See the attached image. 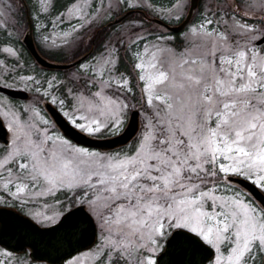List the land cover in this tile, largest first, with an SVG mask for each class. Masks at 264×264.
Wrapping results in <instances>:
<instances>
[{
    "label": "snow or ice",
    "instance_id": "1",
    "mask_svg": "<svg viewBox=\"0 0 264 264\" xmlns=\"http://www.w3.org/2000/svg\"><path fill=\"white\" fill-rule=\"evenodd\" d=\"M196 8L74 0L53 25L71 31L38 25L45 49L115 32L62 79L24 72L0 0V264H264V0Z\"/></svg>",
    "mask_w": 264,
    "mask_h": 264
},
{
    "label": "rangeland",
    "instance_id": "2",
    "mask_svg": "<svg viewBox=\"0 0 264 264\" xmlns=\"http://www.w3.org/2000/svg\"><path fill=\"white\" fill-rule=\"evenodd\" d=\"M6 3L10 2L13 4L14 8L16 9V11H14L12 13V17L13 19L9 20L8 22V26H7V32H13V31H17L19 33H21V39H23V34L28 32V25H27V19L26 17H24L23 14H25L24 12V8H20L21 6V2H19V0H5ZM54 0H48L49 3V9L48 12H44L41 8V0H29V13H30V17L31 19L33 18V29H34V40H36L40 46V49L43 50L44 52H55L56 50H47L45 49L40 43H39V39H38V32H39V27L38 25L40 24H46L48 25V32L52 33V32H56V33H60L62 30L63 31H71V27L67 24V23H63L60 24L59 27H53V25L59 20V17L61 16V14H67V9L70 8L74 1H72L71 3H69L68 5H66V7L64 8V10L60 11V12H54L52 14V5H53ZM95 2L97 4H99V0H95ZM155 5L157 8H159L161 5L167 7L170 6V4L172 2H174V0H161V1H154ZM200 7L201 4L203 3V0H200ZM27 5V6H28ZM23 6V5H22ZM200 7L198 6L193 13V20L190 21L194 22L195 18L197 17L198 13H199V9ZM137 16H141V14H129L127 16V19L124 20L123 22L126 24L128 22V20H131ZM155 18V17H153ZM145 20L147 21V17H145ZM4 20L2 17H0V24H3ZM73 24H75V26L77 28H79V24L73 20L72 21ZM173 25V24H170ZM149 27L153 28V29H157L159 31H164V28L162 25H159L158 23H155L154 21L149 25ZM186 27L184 29H182V31H185ZM107 32V38L110 35H113L115 30L111 27L108 28ZM6 34V32L2 29H0V35L1 34ZM93 33L88 32V33H82L84 39L83 41H77L75 44H73L70 48H65L64 51H62V53L60 54H55V55H49L46 54L44 57H46L48 60L54 62V63H63L66 64L68 62L71 61H75L77 60L78 57L83 56L85 54L88 53L87 58H91L92 56L98 55L100 51H102V48L100 49H96L94 47H87L86 48V44L88 42V37L90 35H92ZM173 35V34H172ZM4 38V40L2 39ZM2 38L0 39L1 42L0 44V70H3L4 66L7 65L8 69H11L12 65H11V61L13 58L8 57L6 53L2 52V49L6 46H8L7 41H8V37L7 34L6 36H2ZM106 38V39H107ZM59 43V41H58ZM177 43H179V40L177 41ZM17 48H20L22 50L23 53V61L27 62V66L24 69L25 73H31V66L35 67V70L37 72H41L43 71V73H46L48 75H59L62 79L65 78L66 76L70 75L73 71H75L74 66L73 67H69L67 69H47V68H42L40 67L35 61L31 60L30 55L28 53V51L25 50L24 45L23 44H16ZM83 51V52H81ZM81 52V53H79ZM127 67V65H126ZM123 70V68H121ZM19 101V100H18ZM43 112L42 115H46L48 116V114H46L45 112V108L44 105H41Z\"/></svg>",
    "mask_w": 264,
    "mask_h": 264
},
{
    "label": "water",
    "instance_id": "3",
    "mask_svg": "<svg viewBox=\"0 0 264 264\" xmlns=\"http://www.w3.org/2000/svg\"><path fill=\"white\" fill-rule=\"evenodd\" d=\"M199 1L200 0H197V7L199 4ZM23 3H24V8H26V19H27V23H28V32L27 33L29 34V38L27 40H24L23 43H24L27 51H29L30 54L32 55L33 59H35V61H37L44 68L47 67L50 69H56V68L57 69H67L69 67L74 66V62L63 64V63H57V62L54 63V62L48 61L46 58H44L40 54V52L36 48L35 41L33 40L32 19H30V17H29L28 8H27L24 0H23ZM194 10H193V13H194ZM124 15L128 16L129 14L126 13ZM152 21H154L155 23H158L160 25H163V21L157 20L156 18H152ZM173 27H175V25H169V31H171L173 29ZM182 29H181V31H182ZM172 32L177 33L179 31H171V33ZM86 56L87 55H83V56L77 58V60L75 62H78L81 58H85ZM7 91L8 90H5V92H7ZM14 97L22 99V94L16 93V94H14ZM44 107H45L46 112L52 116L51 106L45 105ZM53 118H55V117H53ZM135 131H136L135 128L129 129L128 133L125 136L119 138L118 142L115 144H111L110 142H107V141H93L90 145H87V146H93V147L103 146L105 149H109V150L113 149L115 147L124 146V144L128 143L132 139L133 135L135 134ZM2 133H3L2 130H0V138H1Z\"/></svg>",
    "mask_w": 264,
    "mask_h": 264
},
{
    "label": "trees",
    "instance_id": "4",
    "mask_svg": "<svg viewBox=\"0 0 264 264\" xmlns=\"http://www.w3.org/2000/svg\"><path fill=\"white\" fill-rule=\"evenodd\" d=\"M26 1V3L27 4H29V0H25ZM72 1H74V0H54V2H53V5H52V14L54 13V12H60V11H62V10H64V8L66 7V5H68L69 3H71ZM154 1H161V0H154ZM19 2H21L20 0H19ZM201 3V2H200ZM200 3H199V7H200ZM28 7H30L29 5H28ZM20 8H23V6H22V3H21V6H20ZM24 10V12H25V9H23ZM24 15V17H25V14H23ZM106 31H108V28L107 29H105L103 32H100L99 34H96V38H95V40H93L91 43H89V40H88V42H87V44H86V48L87 47H94V48H96L97 50L98 49H100L101 48V42L103 41V40H105L106 38H107V32ZM171 34H173V35H175V36H180V33H171ZM2 36H6V34L4 33V34H1L0 35V39L2 38ZM3 40H4V38H2ZM1 42H4V41H1L0 40V44H1ZM36 45H37V49L45 56L46 54H49V55H55V54H60V53H62L61 51H59V50H56L55 52H51V53H49V52H44L43 50H41L40 49V46H39V44H38V42L36 41ZM81 52H83V51H81ZM81 52H79V53H81ZM30 55V54H29ZM30 58H31V56H30ZM126 67V64H122L121 65V68H125Z\"/></svg>",
    "mask_w": 264,
    "mask_h": 264
},
{
    "label": "flooded vegetation",
    "instance_id": "5",
    "mask_svg": "<svg viewBox=\"0 0 264 264\" xmlns=\"http://www.w3.org/2000/svg\"><path fill=\"white\" fill-rule=\"evenodd\" d=\"M16 100H21V99H17V98H15ZM48 116H50L49 114H48ZM2 134H1V138H0V143H3L4 142V140L7 138L6 137V135H5V132H4V130H2ZM22 255V254H21Z\"/></svg>",
    "mask_w": 264,
    "mask_h": 264
}]
</instances>
